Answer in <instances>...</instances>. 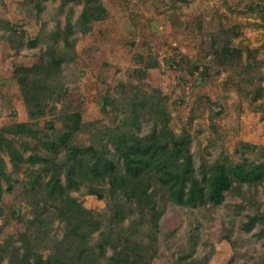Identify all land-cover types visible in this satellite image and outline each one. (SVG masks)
<instances>
[{
	"label": "rangeland",
	"instance_id": "rangeland-1",
	"mask_svg": "<svg viewBox=\"0 0 264 264\" xmlns=\"http://www.w3.org/2000/svg\"><path fill=\"white\" fill-rule=\"evenodd\" d=\"M100 2L105 9L100 18L90 21L86 32L75 28L74 61L63 63L54 97L30 106L22 98L16 67L41 62L47 43L29 41L57 24L64 27L70 9L76 21L84 3H69L61 10L62 0H48L39 12L28 0H0V18L13 27H0V128L33 122L45 131L56 130L62 115L80 112L93 131L84 130L80 139L90 144L97 130L124 123L121 103L133 84L161 93L170 126L178 135L191 123L190 152L199 178L202 159L213 163L222 152L235 164L247 157L264 163V0ZM152 127V120L143 121L139 134H148ZM243 142L262 149L243 154ZM3 157L12 177L0 185V242L25 248L35 244L37 233L46 231L61 239L64 225L51 212L43 216L47 221L43 229L32 223L37 213L26 191L27 168L13 172L9 154ZM243 190L254 199L244 202L226 193L219 205H169L159 221L157 253L151 264H176L191 251L192 241L193 256L204 264H264V235H259L263 226L246 227L249 215L264 212V181L244 183ZM72 195L87 209L106 208V200L87 193L84 186ZM40 198V194L34 197L38 202ZM129 223L126 219L124 225ZM40 245L35 251L47 257L51 249ZM1 264H9V259ZM100 264L106 263L100 260Z\"/></svg>",
	"mask_w": 264,
	"mask_h": 264
},
{
	"label": "trees",
	"instance_id": "trees-1",
	"mask_svg": "<svg viewBox=\"0 0 264 264\" xmlns=\"http://www.w3.org/2000/svg\"><path fill=\"white\" fill-rule=\"evenodd\" d=\"M45 1L48 0H28V3L40 12ZM82 2L84 9L76 21L70 9L64 27L57 24L46 35L29 41L30 45L43 41L47 46L41 62L16 67L26 104L36 106L54 97L63 63L74 61L75 28L86 32L88 23L99 19L105 10L100 0H62L61 10L69 3ZM0 27L13 29L1 18ZM61 41L64 47L60 46ZM250 67L252 63L246 68ZM160 95L132 84L121 103L126 116L124 123L97 130L90 144L80 139L84 130L93 132L80 112L62 115L56 130L45 131L33 122H15L0 128V185L3 179L12 177L3 157V153H8L13 172L27 168L30 180L25 182L26 191L37 213L32 223L41 224L43 229L47 222L43 216L51 212L64 225L61 239L46 231L37 233L35 244L25 248L11 241L0 242V264L5 258L9 264H100V260L106 264H151L157 253L159 221L169 205L188 208L208 202L219 205L226 193L238 195L244 202L254 199L243 190L244 183L263 182L264 163H255L247 157L235 164L222 152L213 163L202 159L199 178L190 152L191 123L178 135L170 126V112ZM107 102L114 104L109 99ZM151 120L150 132L139 134L142 122ZM259 149L262 147L251 142L242 143L243 154ZM43 174L48 177L45 181ZM80 186L87 193L105 199L106 208L96 211L84 207L72 195ZM38 194L43 204L35 201ZM126 219L129 225H124ZM257 223L263 226L259 235H264V212L249 215L246 227ZM99 230L96 237L94 234ZM40 244L51 249L47 257L35 251ZM195 245L192 241L191 251L182 254L176 264H204L193 256Z\"/></svg>",
	"mask_w": 264,
	"mask_h": 264
}]
</instances>
